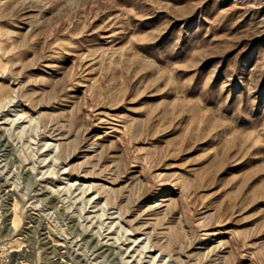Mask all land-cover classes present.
<instances>
[{
    "label": "rangeland",
    "instance_id": "rangeland-1",
    "mask_svg": "<svg viewBox=\"0 0 264 264\" xmlns=\"http://www.w3.org/2000/svg\"><path fill=\"white\" fill-rule=\"evenodd\" d=\"M0 264H264V0H0Z\"/></svg>",
    "mask_w": 264,
    "mask_h": 264
}]
</instances>
